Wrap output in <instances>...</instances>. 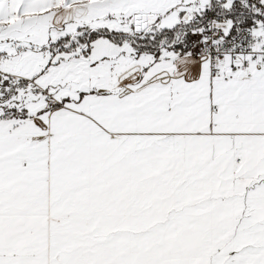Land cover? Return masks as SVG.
Segmentation results:
<instances>
[{"label": "snow or ice", "instance_id": "snow-or-ice-1", "mask_svg": "<svg viewBox=\"0 0 264 264\" xmlns=\"http://www.w3.org/2000/svg\"><path fill=\"white\" fill-rule=\"evenodd\" d=\"M0 264H264V0H0Z\"/></svg>", "mask_w": 264, "mask_h": 264}]
</instances>
